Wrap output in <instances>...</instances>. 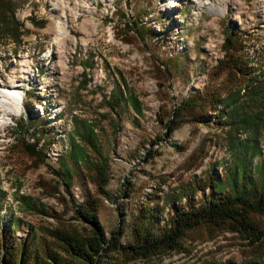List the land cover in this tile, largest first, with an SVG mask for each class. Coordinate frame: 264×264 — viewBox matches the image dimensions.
I'll use <instances>...</instances> for the list:
<instances>
[{"label":"rangeland","instance_id":"rangeland-1","mask_svg":"<svg viewBox=\"0 0 264 264\" xmlns=\"http://www.w3.org/2000/svg\"><path fill=\"white\" fill-rule=\"evenodd\" d=\"M13 1L10 24L0 28V87L20 85L23 103L10 119L2 114L3 125L12 126L0 129V231L10 222L16 237L32 229L41 235L36 242L55 247V231L89 234L74 208L88 201L105 236L125 231V245L140 211L151 208L165 220L166 199L180 187L204 185L205 174L225 179L231 130L223 114L230 111L214 100L264 65V0H229L224 14L199 9L196 0L179 6H173L177 0ZM208 1L218 7L219 0ZM227 31L239 34L244 61L229 67L223 64ZM113 96H122L120 104ZM171 119L180 123L167 137L160 121ZM85 124L93 147L78 137ZM71 140L84 149L82 161L65 158ZM260 145L252 165L262 161L264 168V130ZM103 178L113 202L99 194ZM203 198L198 192L192 200ZM251 220L263 232L258 244L228 228L201 225L174 251L135 260L109 253L105 264L259 263L264 215Z\"/></svg>","mask_w":264,"mask_h":264},{"label":"trees","instance_id":"trees-1","mask_svg":"<svg viewBox=\"0 0 264 264\" xmlns=\"http://www.w3.org/2000/svg\"><path fill=\"white\" fill-rule=\"evenodd\" d=\"M15 5L13 0H0V28L10 24L9 18L12 17ZM12 37L16 40L15 44L19 45V37L14 34ZM241 48L239 34L227 31L224 41L226 59L223 61L226 67L235 62H244L238 58ZM232 69L238 70L236 66ZM242 90L244 94H241ZM121 99L122 96H113L116 105L120 104ZM214 102L230 111L228 115L226 111L223 114L224 117H230L224 124L229 125L231 130L228 164L224 167L225 179L213 181L211 174H205L204 185L180 187L176 195L166 199L168 215L165 220H159L151 208L140 211L132 219V241L125 245L120 243L125 231L112 233L110 238L105 236L96 209L88 201L83 206L77 205L74 208L76 218L88 226L89 234L77 236L55 231V247L36 242L41 235L32 229L24 237H16V227L9 222L0 231V264H105L104 257L109 258V253H120L132 260L146 258L180 248V239L188 231L201 225L228 228L244 236L250 244L260 243L263 232L252 222L251 215H264V168L262 161L255 165H252V161L262 154L260 139L264 130V65L254 73L247 72L242 86L216 98ZM186 104L178 109L181 112L176 111L175 118L181 116ZM134 107L140 112L137 104ZM193 116L203 120L207 115ZM160 123L164 124L165 135L169 137L180 119ZM83 130V134L77 132L78 137L85 141V145L93 147L95 137L90 124H85ZM243 133L244 137H241ZM173 146L183 148L177 144ZM69 149L68 157L65 158L82 161L86 157L84 149L73 140ZM38 154L43 156L42 151ZM59 163L66 174L71 173L70 168L66 167L65 159H60ZM254 177H259L261 184L260 181L256 183ZM102 182L98 187L99 194L113 202L112 195L105 188L108 179L103 178ZM206 188L210 189L209 197L203 195ZM198 192L204 198L197 204L192 199ZM184 199L185 202L181 204ZM253 264H264V261Z\"/></svg>","mask_w":264,"mask_h":264},{"label":"bare ground","instance_id":"bare-ground-1","mask_svg":"<svg viewBox=\"0 0 264 264\" xmlns=\"http://www.w3.org/2000/svg\"><path fill=\"white\" fill-rule=\"evenodd\" d=\"M178 2H175L173 6H179L180 0H177ZM199 9L205 8L209 12L212 13H220L224 14L227 5L229 3V0H219L218 1V7L213 5L212 2L208 0H196ZM64 22L63 16L60 17L59 23ZM57 36H59L62 33V28L58 26L57 28ZM20 85L18 84H12L8 88L0 87V124H3V120L5 117H2V114L5 113L6 118L10 119L11 115L19 114L22 110V103H23V96L20 93V90H18Z\"/></svg>","mask_w":264,"mask_h":264},{"label":"clouds","instance_id":"clouds-1","mask_svg":"<svg viewBox=\"0 0 264 264\" xmlns=\"http://www.w3.org/2000/svg\"><path fill=\"white\" fill-rule=\"evenodd\" d=\"M12 126V125H10ZM10 126H6V125H3V124H0V129L4 128V127H10Z\"/></svg>","mask_w":264,"mask_h":264}]
</instances>
